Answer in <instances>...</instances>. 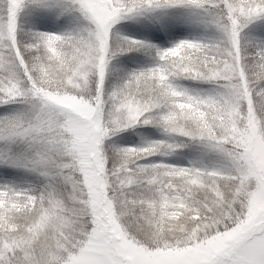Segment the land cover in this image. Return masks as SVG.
I'll list each match as a JSON object with an SVG mask.
<instances>
[{
  "label": "snow or ice",
  "instance_id": "obj_1",
  "mask_svg": "<svg viewBox=\"0 0 264 264\" xmlns=\"http://www.w3.org/2000/svg\"><path fill=\"white\" fill-rule=\"evenodd\" d=\"M0 264H264V0H0Z\"/></svg>",
  "mask_w": 264,
  "mask_h": 264
}]
</instances>
